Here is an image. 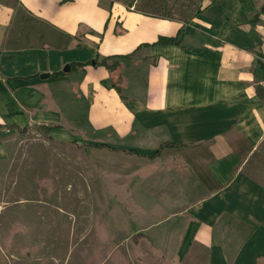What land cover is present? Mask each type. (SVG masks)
<instances>
[{"label": "crops", "instance_id": "obj_1", "mask_svg": "<svg viewBox=\"0 0 264 264\" xmlns=\"http://www.w3.org/2000/svg\"><path fill=\"white\" fill-rule=\"evenodd\" d=\"M134 5L0 0V134L52 126L108 172L169 177L177 194L163 202L136 190L153 207L140 236L174 243L181 264H264V12L252 26L240 0H199L186 19ZM178 34L180 46L153 45ZM127 54L118 94L92 62ZM164 143L181 146L155 156Z\"/></svg>", "mask_w": 264, "mask_h": 264}, {"label": "rangeland", "instance_id": "obj_2", "mask_svg": "<svg viewBox=\"0 0 264 264\" xmlns=\"http://www.w3.org/2000/svg\"><path fill=\"white\" fill-rule=\"evenodd\" d=\"M104 1L135 2V10L180 19L199 8V0ZM262 4L264 0L249 2L250 15L260 13ZM90 148L54 142L36 125L3 129L0 264H181L172 253L174 243L140 236L153 207L144 205L141 211L137 191L163 202L177 194L173 181L165 175L153 179L147 170L141 183L132 174L108 172Z\"/></svg>", "mask_w": 264, "mask_h": 264}, {"label": "trees", "instance_id": "obj_3", "mask_svg": "<svg viewBox=\"0 0 264 264\" xmlns=\"http://www.w3.org/2000/svg\"><path fill=\"white\" fill-rule=\"evenodd\" d=\"M65 1V0H63ZM240 2L245 6L246 10L249 11V5L248 3L251 2V0H240ZM260 13H256L254 15L251 16L250 19V24L252 26H255L258 22H259V14H261L262 12H264V6L261 7L260 9ZM122 31H118V33H121ZM153 45H162V46H167V45H174V46H180L181 45V39L179 34L174 36V37H158V39L155 41V43ZM139 48V47H137ZM131 54H127V55H118V56H111V57H104L101 59L96 58L92 64L94 65V67H104L109 73H110V87L112 89H114L118 94H121V86L123 84V79L122 76L120 74V69L122 68V63L121 61H125L128 60L130 58ZM258 58H262L261 54L258 53L257 54ZM91 64V62H86V63H71L69 65V69L70 70H84V68L86 66H89ZM257 65L259 67L260 70L264 71V63H262L261 61H257ZM54 77V79L56 80H63L65 78V74L62 72H58V73H54L52 75ZM114 79V80H113ZM104 84H106L104 82ZM41 128H43L44 130H46V132L54 129L55 127H42L39 126ZM181 145L178 144H174V143H164L162 144L159 149L157 151L154 152V155L157 156L160 152L161 149L163 148H175V147H179ZM93 147H97V148H105L103 146H93ZM129 154H134L133 152H128Z\"/></svg>", "mask_w": 264, "mask_h": 264}, {"label": "water", "instance_id": "obj_4", "mask_svg": "<svg viewBox=\"0 0 264 264\" xmlns=\"http://www.w3.org/2000/svg\"><path fill=\"white\" fill-rule=\"evenodd\" d=\"M63 72H65V73L68 72V68H65L63 70ZM40 77H41V79H47L48 78V75L45 74V75H41Z\"/></svg>", "mask_w": 264, "mask_h": 264}]
</instances>
